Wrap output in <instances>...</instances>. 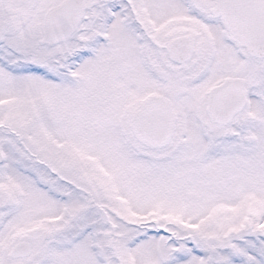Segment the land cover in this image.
Returning a JSON list of instances; mask_svg holds the SVG:
<instances>
[{
  "label": "rangeland",
  "instance_id": "374dc122",
  "mask_svg": "<svg viewBox=\"0 0 264 264\" xmlns=\"http://www.w3.org/2000/svg\"><path fill=\"white\" fill-rule=\"evenodd\" d=\"M137 3L144 24L149 19L158 30L137 22L141 42L125 22L114 20L103 30L107 44L93 35L90 55L75 71L80 75L76 85L53 80L62 60L67 70L69 56L88 48L86 40L74 51H59L71 43L42 45L35 23L9 44L15 51H0V122L9 110L21 111L18 118L31 135L21 137L24 150L0 134L10 152L9 164L0 167V207L5 208L0 248L28 236L33 249L25 264H264V60L250 59L229 43L221 24L207 13L211 0H190L191 9L184 0ZM122 4L123 19L124 12L138 16L130 0L128 9ZM193 8L199 27L182 30L197 36L195 57L185 68L193 72L172 69V94L183 91L172 96L179 123L166 146L145 149L129 130L130 116L148 94L163 87L144 71L141 60H149L150 48L144 40L152 36V51L162 60L157 39L179 34V24L189 23H179V17H194ZM134 39L141 42L138 47ZM249 70L250 108L219 128L205 115L208 89L226 73L245 76ZM34 109L46 115L42 130L32 120ZM62 121L67 122L60 126ZM10 122L19 126L17 120ZM64 136L72 150L68 143L61 147ZM58 147L64 153L55 156ZM44 168L54 175H43ZM69 178L77 186L70 195L61 188ZM42 183L55 185V194L40 189ZM68 197L71 213L79 215L76 229L66 236L58 232L69 223V215L60 216ZM47 232L52 234L48 240ZM119 234L120 241H114ZM52 248L56 253L45 254L46 260L44 250ZM0 264H8L1 254Z\"/></svg>",
  "mask_w": 264,
  "mask_h": 264
},
{
  "label": "water",
  "instance_id": "95a60500",
  "mask_svg": "<svg viewBox=\"0 0 264 264\" xmlns=\"http://www.w3.org/2000/svg\"><path fill=\"white\" fill-rule=\"evenodd\" d=\"M68 10L67 6L62 7L48 16V43L65 40L75 29L82 8L76 16L68 14ZM211 14L224 20L232 38L246 47L247 53L264 58V0H216ZM3 33L4 29H1L0 40ZM168 52L173 61H187L192 52V42L189 38L175 39L169 44ZM207 101V114L210 118L226 124L245 107L247 100L242 83L236 79L226 80L213 88ZM174 120L171 103L161 97H152L133 115L130 127L141 143L149 147H160L168 142Z\"/></svg>",
  "mask_w": 264,
  "mask_h": 264
},
{
  "label": "flooded vegetation",
  "instance_id": "af4514ba",
  "mask_svg": "<svg viewBox=\"0 0 264 264\" xmlns=\"http://www.w3.org/2000/svg\"><path fill=\"white\" fill-rule=\"evenodd\" d=\"M68 1L69 0H0V30L4 29V33H3L4 37H3L2 42H0V51H15L14 47L10 46L9 44H12L13 40L16 38L20 40V37H22V35L25 33L27 27L31 28L32 25H36L37 23L39 24V29L41 30V33H42L40 43L46 46V44L44 43V36H45L47 15L50 12V10L58 8L59 6L67 3ZM81 1L84 4V8H85L83 19L79 22L73 34L69 36L68 38L69 40L67 39L65 43H62V44L59 43L58 45H56L57 47L63 44L71 43L70 49L64 50L63 48H61L59 49V51H70V50L74 51L76 49V44L79 43V41L83 39L92 38L91 36L93 35V33L99 30L100 22L108 21L109 19L111 20L110 21L111 23L113 22L114 17L109 18L108 16L105 17L106 16L105 14L100 15L101 12L103 11V8H102L103 2L108 3L109 0H81ZM116 1L117 3L121 2V0H116ZM44 8L46 9L48 8V9L44 10ZM88 42H89L88 44V49H89V45L91 44V41H88ZM154 43L156 42L153 40L151 45L150 44L149 45L152 46V44ZM159 50H160L159 56L162 57V60L158 59V57L156 56V53L152 51L151 47L148 50L151 52L149 60L148 59L145 60L144 58H142L141 60L144 66V70L152 71L153 73L152 76L154 78H156L157 72L163 71L164 69H166V67H168V65L169 67H172L171 63L169 62L166 56L165 51L163 50V47H160ZM64 62L65 61H63L62 64L58 65V70L64 71L63 69V66L65 65ZM71 65H72L71 68L75 66L74 68L76 70L79 68V65H82V63L78 64L77 61H74ZM57 80L59 81L60 79H55V81ZM12 102L13 100L9 101L7 103V106H9ZM9 111L10 112H7L4 115L8 123L5 126V128H0V133L1 134L4 133L6 135L8 134L11 136L21 134V132H24L25 134H29L27 130H25L24 124H21V128H13L11 125L10 121L14 122V120L20 118L18 116L20 115L18 112H21V111H17L15 113H13L12 110H9ZM30 114H33L32 111ZM18 131L20 132L18 133ZM3 153L7 161L8 155H7V152H5V149L3 150ZM7 202H8V199H6L5 203ZM4 211H5V208L0 207V214H2ZM0 229H4V226L1 225V223H0ZM16 243L11 242L8 245V249L7 247H5L6 245L0 248V254L3 257L5 256L8 259V263L11 262V251L10 250L12 246Z\"/></svg>",
  "mask_w": 264,
  "mask_h": 264
}]
</instances>
